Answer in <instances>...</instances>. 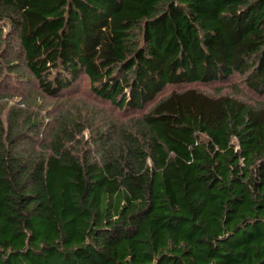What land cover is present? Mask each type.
Returning <instances> with one entry per match:
<instances>
[{
  "label": "trees",
  "instance_id": "16d2710c",
  "mask_svg": "<svg viewBox=\"0 0 264 264\" xmlns=\"http://www.w3.org/2000/svg\"><path fill=\"white\" fill-rule=\"evenodd\" d=\"M4 75L0 264H264V0H0Z\"/></svg>",
  "mask_w": 264,
  "mask_h": 264
},
{
  "label": "rangeland",
  "instance_id": "374dc122",
  "mask_svg": "<svg viewBox=\"0 0 264 264\" xmlns=\"http://www.w3.org/2000/svg\"><path fill=\"white\" fill-rule=\"evenodd\" d=\"M239 76L232 77L227 82H220V83H213L214 86H208L206 87V91H212L216 88H223L222 92L227 93L230 91L233 92H239L244 94L246 98L249 100L253 99H259L258 96L251 93L243 84V82L240 81ZM85 81H83L81 84H79V89H83V91L79 94H71L72 97L69 98H75L76 100L73 101L74 104L79 105L81 109L86 108H95L94 109V116H97V118H103L105 121L114 120L116 122H123L131 117H135V115L131 113H123V111L118 112L116 108L112 107L109 103L105 101H101L99 99L91 100L92 96L89 95L87 92L88 85L85 86ZM231 85H233L235 90L231 88ZM236 85V86H234ZM33 86V84L24 85L21 82L17 81L16 79L7 77L6 75L0 77V93L1 92H8L10 93V97L8 98L9 101H5L6 99L0 100V105L5 106V102L8 104H21L22 102H27L29 105L33 106L34 109L36 105H39V110L41 111L38 116H42L44 118V123H49L50 119L48 117H45L48 115H57L60 111L64 109H69L65 104H63V101H55L52 99L44 98L40 93V89ZM76 86V89L78 88ZM203 88V87H201ZM78 89V90H79ZM70 94L66 95L65 97L69 96ZM64 97V98H65ZM33 110V109H32ZM137 116L141 112H137ZM2 115H5L3 112ZM85 136H88V130H85L84 132Z\"/></svg>",
  "mask_w": 264,
  "mask_h": 264
}]
</instances>
